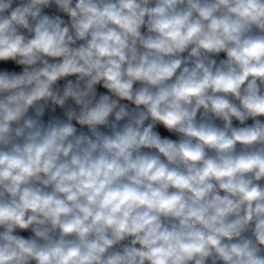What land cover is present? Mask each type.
I'll return each mask as SVG.
<instances>
[{
    "label": "clouds",
    "instance_id": "9594fccd",
    "mask_svg": "<svg viewBox=\"0 0 264 264\" xmlns=\"http://www.w3.org/2000/svg\"><path fill=\"white\" fill-rule=\"evenodd\" d=\"M0 264H264V0H0Z\"/></svg>",
    "mask_w": 264,
    "mask_h": 264
}]
</instances>
